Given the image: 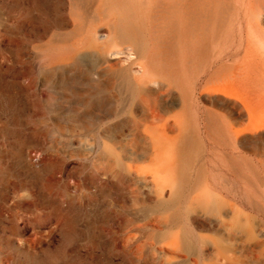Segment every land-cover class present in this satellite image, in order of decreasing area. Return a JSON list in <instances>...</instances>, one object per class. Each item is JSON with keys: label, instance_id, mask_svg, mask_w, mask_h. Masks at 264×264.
<instances>
[{"label": "rangeland", "instance_id": "1", "mask_svg": "<svg viewBox=\"0 0 264 264\" xmlns=\"http://www.w3.org/2000/svg\"><path fill=\"white\" fill-rule=\"evenodd\" d=\"M117 2L0 0V264H264V111L123 101L136 55L92 36Z\"/></svg>", "mask_w": 264, "mask_h": 264}, {"label": "bare ground", "instance_id": "2", "mask_svg": "<svg viewBox=\"0 0 264 264\" xmlns=\"http://www.w3.org/2000/svg\"><path fill=\"white\" fill-rule=\"evenodd\" d=\"M238 1L237 8L230 5L226 11L221 0L113 3L108 30L96 26L92 36L95 47L110 57L136 55L116 74L123 101H138L154 117L166 106L178 104L183 113L191 111L200 121L214 115L200 112L198 94L225 87L241 99L249 119L245 130L262 125L264 0ZM228 76L237 81L226 82ZM201 125L208 127L204 121ZM250 219L247 213L246 226Z\"/></svg>", "mask_w": 264, "mask_h": 264}]
</instances>
